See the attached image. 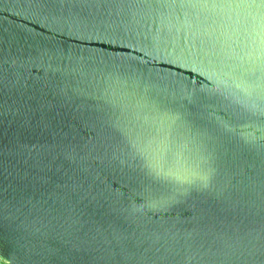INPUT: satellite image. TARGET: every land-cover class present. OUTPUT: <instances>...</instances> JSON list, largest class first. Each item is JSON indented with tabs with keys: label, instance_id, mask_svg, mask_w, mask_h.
<instances>
[{
	"label": "water",
	"instance_id": "obj_1",
	"mask_svg": "<svg viewBox=\"0 0 264 264\" xmlns=\"http://www.w3.org/2000/svg\"><path fill=\"white\" fill-rule=\"evenodd\" d=\"M0 264H264V0H0Z\"/></svg>",
	"mask_w": 264,
	"mask_h": 264
},
{
	"label": "snow or ice",
	"instance_id": "obj_2",
	"mask_svg": "<svg viewBox=\"0 0 264 264\" xmlns=\"http://www.w3.org/2000/svg\"><path fill=\"white\" fill-rule=\"evenodd\" d=\"M221 2H222V0H221Z\"/></svg>",
	"mask_w": 264,
	"mask_h": 264
}]
</instances>
